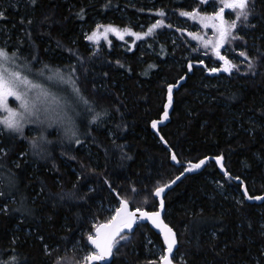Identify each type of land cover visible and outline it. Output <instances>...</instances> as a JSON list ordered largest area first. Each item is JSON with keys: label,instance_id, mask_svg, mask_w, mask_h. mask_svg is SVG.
Here are the masks:
<instances>
[{"label": "trees", "instance_id": "1", "mask_svg": "<svg viewBox=\"0 0 264 264\" xmlns=\"http://www.w3.org/2000/svg\"><path fill=\"white\" fill-rule=\"evenodd\" d=\"M151 1L158 7L146 13L125 0H38L36 5L0 0L18 3L0 20L8 50H15L28 68L66 73L73 89L91 101L79 103L77 93L76 100L68 98L70 112L78 109L80 144L56 127L37 126L34 137L28 127L24 136L3 131L0 264H80L92 251L89 234L110 219L121 197L131 207L155 211L154 189L181 172L189 174L164 198L165 221L178 234L176 254L187 264H264V202L249 203L236 179L244 181L250 195H264V0H255L248 25L238 24L247 63L231 75L197 69L195 63L189 70L169 45L160 48V28L171 15L203 10L204 0ZM147 17L163 21L142 39L148 54L142 55L139 43L128 50L113 48L119 38L112 35L106 43L101 37L86 39L97 23L125 29L146 24ZM234 45L242 46L239 40ZM169 84L174 85L173 103L166 109ZM100 112L107 115L93 122L91 116ZM41 135L50 143L37 155L31 139ZM218 156L232 179L213 161L185 171L189 161ZM70 191L87 198L61 199ZM124 235L129 239L113 248L111 264H160L142 256L146 236L163 245L148 224Z\"/></svg>", "mask_w": 264, "mask_h": 264}, {"label": "snow or ice", "instance_id": "2", "mask_svg": "<svg viewBox=\"0 0 264 264\" xmlns=\"http://www.w3.org/2000/svg\"><path fill=\"white\" fill-rule=\"evenodd\" d=\"M205 3L208 0H204ZM32 5H36L38 0H30ZM255 0H219L218 10L213 11L212 13H201L199 9H193L192 11H184L182 15L191 17L193 19H200V22L204 25L205 28L211 25L216 31L214 33L215 40H204V46L211 49L215 55L219 58L220 61H223V64L220 67H211L207 68V71L210 73H218L221 71V68L224 72L231 73L233 69H238L239 65L233 63V61L225 54L221 52V49L224 47L225 43L229 38H239L238 33L234 35L235 29H237L238 24L248 25L249 17L253 14V5ZM108 5H104L107 7ZM234 10V19L231 21L226 20L225 10ZM84 9H80L79 15L83 16ZM160 14L163 15V11H160ZM231 14V13H230ZM6 18L5 11L0 10V19ZM29 24L31 20L27 21ZM163 21H157L152 24L147 32H135L131 28H125L123 30L118 27L108 24L101 25L97 24L95 30L92 31L90 35L86 36L87 40H96L98 37H107L109 32L115 33L121 40L124 39L125 33H130L132 36H135L137 39H140L142 36H147L149 33L153 32L154 29L158 28ZM254 27L255 25H251ZM103 28V32L100 29ZM185 31V30H181ZM190 36H193L196 39H202L196 33H189ZM133 46L135 42L133 41ZM16 53H10L6 47H0V109H3L7 115L0 116V124H2L6 129L13 133H18L20 136H24V127L26 124H40L47 125V127H52L53 124H60L64 126L65 136L69 140H74L76 144H80L81 141L78 138V129L75 125V120L71 118H65L64 110L59 109L57 104V97L50 93H45L44 96L41 95L40 91L37 89H43L45 85H38L28 76L24 75L20 71L9 70L6 65L10 62L14 63V57ZM207 55V54H206ZM242 56H246V52H241ZM251 59V58H249ZM117 64H120V61H116ZM197 63L204 65V60H197ZM71 67V66H69ZM150 67H156L155 65H150ZM207 67V65H205ZM254 67L253 63L248 65V69L252 70ZM193 64L190 61L188 63V69L191 70ZM131 69L129 68V71ZM72 72H75V69H71ZM146 74V73H145ZM185 77H180L183 80ZM48 79H52L51 76ZM57 79L60 82L64 81L63 74L58 75ZM173 87L174 85L169 84L167 86V103L165 108L172 106L173 103ZM78 95V102L83 103L84 105H90L91 101L87 97L83 96L80 92V89L76 87L73 89ZM8 97H15L16 100L20 102L19 108H12L8 104ZM107 115L105 112L96 113L91 116L93 122L98 121L101 116ZM169 113L167 110L163 112V117L166 119ZM158 121H152V126L155 128ZM167 143V141H164ZM50 143L47 140V137L41 135L39 139L32 138L31 146L35 154L39 155L45 151L43 145ZM0 153L6 155L5 149H0ZM25 153L21 152L20 155L23 156ZM75 159V157H73ZM171 159L176 161L177 156L173 152ZM208 157H204L199 160L197 163L188 162L189 167L185 168V171L199 169L207 160ZM216 160H221L222 157H215ZM83 167V165H81ZM223 168V165L221 164ZM231 175L230 173H226ZM181 176L184 175V172H181ZM179 179V177H176ZM237 180L240 177H236ZM175 183V180L169 181L168 183L161 184L160 186L154 189L156 197H159V208L155 211H148L146 208L141 207H130L129 200L121 197L119 201V207L113 210V214L109 220L102 224H97L95 226V235L89 234L88 240L92 245L95 246V250L88 251L86 255L83 256L80 264H89V262L101 261L106 257H110L113 254V248L119 243L120 240L127 239L126 235H122L124 231L132 230L134 225H137L138 221L149 220L157 229H160L163 233L164 243L167 245L166 253L159 257L162 264H174L172 259V252L174 247L177 244L176 233L174 229L167 224L162 218L161 212L163 211L165 204L163 199V193L165 189L169 187V184ZM243 194L247 197L248 200H264V195H249L248 188H243ZM4 193L0 192V196H3ZM119 195V193H117ZM86 199V196L77 195L75 191H70L63 194L61 199ZM243 203V201H241ZM4 209H7V205H4ZM21 211L28 212L26 208H22ZM139 214V215H138ZM47 248V246H45ZM87 247V245H85ZM63 259V258H62ZM16 257H12V261H15ZM181 264H187L183 258H180ZM59 264V261H57Z\"/></svg>", "mask_w": 264, "mask_h": 264}, {"label": "rangeland", "instance_id": "3", "mask_svg": "<svg viewBox=\"0 0 264 264\" xmlns=\"http://www.w3.org/2000/svg\"><path fill=\"white\" fill-rule=\"evenodd\" d=\"M128 4H130L131 2H137L135 3L136 5L139 4V7H141V9H145L146 13H149L150 11L153 10V8H157L158 6H151V0H125ZM133 6L135 4L131 3ZM18 3H11V4H7V3H3L0 4V10L6 11V9H12V11H15V6H17ZM219 2H212V1H208L207 3L204 2V9L201 10L200 8H196L199 9V11L201 13H212L213 11L218 10L219 7ZM3 7V8H2ZM192 11V10H190ZM231 13V14H230ZM6 14V12H5ZM234 14V10H229L226 9L225 10V18L226 20L231 21L232 15ZM140 18H138L139 20ZM1 20V19H0ZM157 19H153L152 17H147V19H144V22H146V24H138L134 23L132 24V30L135 32H140L142 30H147L148 28L156 23ZM100 24V23H97ZM103 25V24H101ZM119 29L123 30L124 28L117 26ZM158 28H156L157 30ZM161 39L159 40L163 45H160V48H167V46L169 45V47L172 49V52L175 54H178L180 58H183L186 60V62H192L196 64L195 68H201L202 66L205 67V65H207V68H211V67H220L223 64V61H220L219 58L215 55V53L213 51H211L210 47L206 48L204 46V40H215L216 37L214 35L215 33V29L211 27V25H209V27L205 28L204 25L200 22V19H193L191 17L188 16H184L182 15L181 11L175 12L174 15H171L170 19H168L165 22V26H162L161 28ZM185 30V31H181V30ZM238 29V27H237ZM235 29L234 31V35L236 33H238V30ZM101 32H103V28L100 29ZM196 33L198 34L200 37H202V39H196L193 36H190L189 33ZM142 33V32H141ZM10 35V34H9ZM112 35V39L114 40V37L116 36L117 38H119V36H117L115 33L111 32L110 34L107 35V37H103L101 36V38L103 39V41L106 43L108 40V37ZM132 37L134 39L135 44L139 43L140 46V51L142 52V55L144 54H148L150 52L149 48L146 47V45H144V43L142 42V39L145 38V36H142L140 39H137L135 36H132L130 33H125L124 35V39L121 40L119 38V40L116 41L117 45L112 46L113 48H117L119 49H125L128 50L129 46H133V42L128 41L127 37ZM239 40V45L242 46H238L237 48H235V41ZM243 40V39H242ZM239 38L233 39V38H229V40L225 43L224 47L221 49V52L225 55H227L232 61L233 63L239 65L238 69H233V71L231 73H228L227 75H231L232 73H236L238 70H241L243 68L244 65H246V59L244 56L241 55V52H245V50H243L245 48V41H242ZM112 43V42H111ZM237 43V42H236ZM99 44H102V41H99ZM8 44L6 42V40L4 39V37L2 36V29H1V22H0V47H6L7 48ZM8 50V48H7ZM9 51V50H8ZM10 53L15 52V50L13 51H9ZM17 54V53H16ZM207 54V55H206ZM14 59V63L10 62L8 65H6V67L9 70H13V71H20L22 72L24 75L28 76L30 79H32L36 84L38 85H45V87L43 89H37L38 91H40L41 95L44 96L45 93H50L52 95H55L58 99H57V104L59 106V109L64 110V116L65 118H71L74 119V115L77 113L78 109L72 110L70 112L69 110V99H73L76 100V96H75V92L73 91V87L75 86L74 82H71V78L66 76V73H61L60 71L57 70H51L49 68H44L42 70H39L29 66L30 68L27 67L26 63H24V61H22L21 59H19L17 57V55H15ZM197 60H204L205 64L201 65L199 63H197ZM221 70H223L221 68ZM63 74L64 76V81L60 82L57 77L58 75ZM51 76L52 79H48V77ZM73 86V87H72ZM78 101V100H77ZM8 104L10 107L12 108H19V104L20 102L18 100L15 99V97H8ZM7 113L3 110L0 109V116H6ZM37 126H40L43 129H50L52 127H56L59 130L64 131V126L60 125V124H53L52 127H47V125H40V124H26L24 129L26 127L29 128V133L31 136H36L37 135ZM6 128L0 124V137H2L3 135V131ZM53 129V128H52ZM8 130V129H6ZM112 210V209H111ZM127 236V235H126ZM129 239V237L127 236V239L125 240H120L119 243L115 246L117 247L118 245H120L121 243L127 241ZM163 242V241H162ZM144 253H143V257L146 259H149V263L151 262V258L153 260L155 259H159V257L161 255L165 254V246H164V242L163 245L160 246L158 245L151 237L146 236L145 237V241H144ZM90 248V246H89ZM91 249V248H90ZM92 250V249H91ZM93 251V250H92ZM182 256H179L178 254H176L174 261H177L178 263L180 262V258ZM183 258V257H182Z\"/></svg>", "mask_w": 264, "mask_h": 264}, {"label": "water", "instance_id": "4", "mask_svg": "<svg viewBox=\"0 0 264 264\" xmlns=\"http://www.w3.org/2000/svg\"><path fill=\"white\" fill-rule=\"evenodd\" d=\"M211 161H213L214 163H216V165H217V167H219V169H220V171H221V173L223 174V176H225L227 179H232V175H227L226 173V171H225V169H223L222 167H221V164H222V160H216L215 158H208L207 160H205V163L206 162H211ZM204 163V164H205ZM204 164L199 168L200 170L203 168V166H204ZM189 174V172H185L184 173V175H180L179 176V179H175V183H171L170 185H169V187L167 188V189H165V192L163 193V199L166 197V195L168 194V192L169 191H171L172 189H173V187L181 180V179H183L184 177H186L187 175ZM237 183L238 184H241L242 185V192H243V188L244 187H246V184L244 183V181L242 180V179H239V180H237ZM249 194V193H248ZM245 196V195H244ZM246 197V196H245ZM246 199H247V197H246ZM247 201L249 202V203H257V204H262L263 202H264V200H248L247 199ZM158 203H159V197H158ZM164 204H165V200H164ZM159 208V207H158ZM165 213H166V209H165V207H164V209H163V211L161 212V215H162V218L164 219V215H165ZM139 215V214H138ZM140 222H143V223H148L149 224V226H150V228L152 229V230H154L159 236H160V238L163 240V242H164V239H163V233L161 232V230L160 229H157L156 227H155V225H153L152 223H151V221H149V220H143V221H140ZM167 223V222H166ZM168 224V223H167ZM136 227H137V225H134V227H133V229L132 230H125L124 231V233H122V235H124V234H133L134 232H135V230H136ZM172 227V226H171ZM175 231V230H174ZM175 233H176V239H177V237H178V234H177V232L175 231ZM96 234V232H94V235ZM88 245L92 248V250H95V246L94 245H92L91 244V242L89 241L88 242ZM164 245H165V254H167L166 253V249H167V245L164 243ZM177 244H176V246L174 247V249H173V252H172V254H171V256H172V259L174 258V256H175V254H176V252H177ZM113 260H114V255L112 254L110 257H106L104 260H101V261H94V262H89V264H111L112 262H113ZM160 264H162V262H160ZM174 264H176V263H174Z\"/></svg>", "mask_w": 264, "mask_h": 264}, {"label": "bare ground", "instance_id": "5", "mask_svg": "<svg viewBox=\"0 0 264 264\" xmlns=\"http://www.w3.org/2000/svg\"><path fill=\"white\" fill-rule=\"evenodd\" d=\"M246 166V165H245ZM224 169V168H223ZM250 195V194H249ZM247 200V199H246ZM131 207V206H130ZM164 221H165V218H164ZM166 222V221H165ZM138 224H148V223H143V222H140V221H138L137 222V225ZM149 225V224H148ZM137 228V227H136ZM178 238V237H177ZM178 240V239H177ZM163 241V240H162ZM165 246V245H164ZM91 248V247H90ZM177 248H178V242H177ZM92 249V248H91ZM177 253V252H176ZM175 256H176V254H175ZM175 256H174V258H175ZM174 258H173V260H174ZM161 262V261H160ZM174 263H176V264H180V263H178V262H176V261H174Z\"/></svg>", "mask_w": 264, "mask_h": 264}]
</instances>
